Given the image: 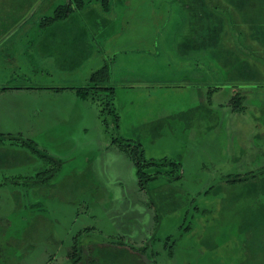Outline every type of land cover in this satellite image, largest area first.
<instances>
[{"label":"rangeland","instance_id":"1","mask_svg":"<svg viewBox=\"0 0 264 264\" xmlns=\"http://www.w3.org/2000/svg\"><path fill=\"white\" fill-rule=\"evenodd\" d=\"M22 1L0 0L1 44L11 36L3 34L5 27L20 23L12 33L29 26L40 8V0ZM115 1L104 17L110 25L97 12L84 25L103 54L76 45L68 26L46 49L60 52L62 61L72 55L67 66L54 52L39 53L37 66L44 72L34 75L26 54L0 58V86L9 69L32 74V88L0 93V133L32 140L63 161L49 188L41 189L32 179L47 167L44 161L21 142L0 146V264H73L67 254L75 239L83 250L78 264H105L109 252L110 264H264V194L251 197L247 182L225 179L254 169L248 153L260 139L257 152L264 148V73L252 79L231 73L260 57L261 44L247 35L238 41L228 28L223 39H229L230 63L207 55L221 78H210L206 86L224 88L211 102L200 95L199 105L195 77L182 73H191L192 65L178 51L185 31L182 0ZM211 53L215 57L216 48ZM109 62L118 129L106 94L84 100L73 89L87 85L92 71ZM232 85L245 96L243 113L232 111ZM115 137L140 138L146 160L180 159L182 178L166 175L173 166L151 167L147 172L159 178L141 190L136 167ZM120 250L135 256L118 262Z\"/></svg>","mask_w":264,"mask_h":264},{"label":"trees","instance_id":"2","mask_svg":"<svg viewBox=\"0 0 264 264\" xmlns=\"http://www.w3.org/2000/svg\"><path fill=\"white\" fill-rule=\"evenodd\" d=\"M15 1L17 2L18 0ZM25 1L28 2L30 0H23L20 5L26 3ZM35 1L37 0H34V2ZM44 1L45 0L38 1V7H40L39 10L36 9V13L32 16L30 14L31 19L27 22L29 26L24 24L16 32L13 31L12 33H9L11 27L14 26L16 28L20 23H13L3 29V34L7 33V35L11 34V36L7 39L6 44L0 43V58L2 57L4 60H10V56L14 54L13 52H19L22 55L26 54V59L31 61L30 66L33 68L32 74L39 73V71L44 72L39 70L37 66L40 55L44 57L48 55L51 56L50 53L53 54L54 52L53 55L60 60V52L58 53V51L53 50V52L47 53L46 49H51V46H49L51 37L57 35L59 32L65 31L68 26H70L69 31L73 33L76 45H80L81 47L85 46L84 51H93L94 56L96 55L95 53L99 55L105 53L104 47L96 49L95 42L97 37L92 35L91 38L87 29L84 28V25L87 23L86 19L96 15V12L97 15L102 16V19L104 17H110L114 3L116 2L115 0H57L55 2L52 1L50 4H44ZM182 3L184 6L183 9L186 10V18L183 19V26L181 29H184L185 31L182 38L180 35L178 51L182 58L190 61L192 65L193 71L191 72L190 70V72L192 76L195 77L198 84L199 95L197 100L199 101V105L201 102V100L198 99L200 95L206 96L211 102L214 94L219 93L222 88H224L221 83V85L217 86L210 84L206 86V84L211 82L210 78L214 80L221 78L219 76L220 71L216 69L213 61L208 59L210 56L216 61H224V65L230 63L227 54L232 51L227 46L226 39L228 38L225 37V39H223V37L227 35L228 28H230L231 32H234L236 40L241 41L243 40V36L247 35L249 39L260 43L262 48L260 57L256 55V59L246 60L243 62V66H238L235 70H229L228 72L231 71L234 78L252 79L262 76L264 73V0H182ZM31 5L32 3L30 6ZM47 10H50V12L47 13ZM38 11H42L43 14L39 15ZM103 20V23L105 22L107 25H110L109 19L104 18ZM239 25H244L246 28L241 30L238 28ZM21 42L24 43L22 44ZM215 48L216 56L214 57L211 51ZM198 53L203 54L204 57L200 58V54ZM207 55L210 56L207 57ZM72 57L73 56L68 53L63 56L65 60H60V62L65 64L64 66H67V62H69ZM2 64H4V66L6 65L3 62ZM8 72L11 74L7 76L3 85L0 86V93L12 88H32L31 73H29L30 75L28 73L20 74L17 71L14 72L13 69H9ZM111 72V62H109L92 71L88 76L87 85L73 89H75L76 94L84 100L90 98L91 100L96 101V95L106 94V103L109 106V114L114 116L116 128L118 129L120 125V117L116 114L112 104L117 87L112 84L113 79ZM217 81L219 82V80ZM235 86L236 85H232L231 87ZM234 89V92L236 91V93H234L233 96H229V100L233 104L232 111L243 113L246 109L243 104L245 96L240 94L236 87ZM216 125L217 124H215L214 127ZM259 138L260 136L257 135L255 137V142ZM139 139L140 138H138L137 141H132L131 139L115 137L113 142L117 143L119 149L126 153L134 163L138 184L141 190L146 191L149 188V185L159 178V173L152 175L147 172V169L151 167L173 166V172L170 173V175L169 173L166 175L172 180H180L182 178V175L179 172L182 168L180 159L177 161L168 159H162L159 161L154 159L146 160L144 145ZM260 140L259 142H256L255 150L248 153L246 158V160L252 162L256 166L257 163L262 162V164L259 165L260 167L255 166L254 169L248 170L247 174L245 173L246 175H244L245 178L244 176L235 178L234 173L228 174L225 177L227 182H230L231 184H233V182H247L246 191L251 194L253 193V196L251 197H258V194L260 193L261 195L264 194V148L261 150V155L259 151L257 152L260 146ZM6 141L21 142L23 146L28 147L35 154V157L44 161L47 167L38 172L36 178L32 179V181L34 180L33 184L36 187L41 189H44L45 187L49 188L53 179L56 178L58 172L62 169L63 161L42 151L32 140H26L21 136H15L13 134L0 133V146ZM34 189L39 193L47 194L46 190L40 191L35 187ZM260 219L263 221L264 215L260 216ZM74 242L73 246H70L67 256L73 264H78L83 259V250L79 243L77 244L76 239ZM119 245H122V243ZM114 251L115 250H113V252ZM134 254V252L132 255L130 252L120 250L117 257L118 262L130 259L131 255L133 258V256H135ZM103 255L105 257V254ZM108 255L112 258V252H109ZM109 257L105 264H110L109 261H111V258ZM140 261L141 260L139 259V264H141ZM91 264L95 263L92 262Z\"/></svg>","mask_w":264,"mask_h":264},{"label":"crops","instance_id":"3","mask_svg":"<svg viewBox=\"0 0 264 264\" xmlns=\"http://www.w3.org/2000/svg\"><path fill=\"white\" fill-rule=\"evenodd\" d=\"M1 40H2V38H1ZM180 56V58L182 59V60H184L185 62H187V65H189V61L187 60V59H185V58H182V56H181V54L179 55ZM182 64H185V63H183V62H181ZM191 70V69H190ZM182 73H186L187 75H191V73H188V72H182ZM198 88V87H197Z\"/></svg>","mask_w":264,"mask_h":264}]
</instances>
